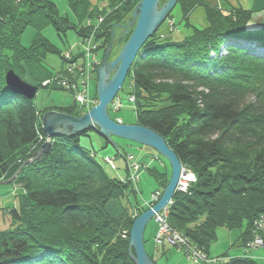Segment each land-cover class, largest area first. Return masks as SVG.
I'll return each mask as SVG.
<instances>
[{"label": "trees", "instance_id": "trees-1", "mask_svg": "<svg viewBox=\"0 0 264 264\" xmlns=\"http://www.w3.org/2000/svg\"><path fill=\"white\" fill-rule=\"evenodd\" d=\"M139 1L67 0L71 19L51 0H0V181L12 178L44 144V113L82 115L74 99L66 107L39 110L34 100L10 91L6 73L13 71L37 91H67L75 98L77 75L84 68L72 65L86 54L105 51L113 29ZM175 7L190 34L173 40L161 35L159 27L138 52L125 81L131 89L128 99L134 98L133 125L161 137L194 178L185 192L175 191L165 210L167 227L184 240L173 253L187 258L195 247L210 259L219 229L239 231L236 244L243 250L255 237L264 240V53L259 52L264 51V0L254 11L221 7L210 0H177ZM197 8L203 9L206 21L201 30L188 23ZM254 13L261 14L262 28L249 32ZM47 27L59 38L71 31L83 43L93 40L94 46L87 53H63L41 35ZM27 28L35 35L23 47L20 40ZM48 55L60 57L70 68L49 70L44 64ZM92 136L100 138L91 129L53 137L50 151L8 184L20 193H13L15 205L4 212L10 225L0 229V264H134L128 256L129 231L148 208L136 200L139 175L131 179L127 158L156 183L159 198L170 167L157 154L144 157L150 164L138 162L115 145L116 154L108 157L111 169L96 150L82 144ZM102 140L107 145L119 139ZM118 156L123 177L109 173L117 171ZM111 201L119 206L117 218L106 210ZM155 224L153 240L158 233ZM147 256L156 264L152 255ZM226 257L227 253L217 258ZM229 262L259 264L249 258Z\"/></svg>", "mask_w": 264, "mask_h": 264}, {"label": "rangeland", "instance_id": "rangeland-1", "mask_svg": "<svg viewBox=\"0 0 264 264\" xmlns=\"http://www.w3.org/2000/svg\"><path fill=\"white\" fill-rule=\"evenodd\" d=\"M55 3L57 6L59 13L63 16H68L72 19L71 12L68 8L67 0H51ZM96 1V0H94ZM168 0H160L159 2V8H161ZM212 3H215L221 7H242L245 10H258L262 4V0H210ZM171 20H167V17L165 21L161 24L159 33L161 35H168L173 40H181L183 37L188 36L191 32V29H187L183 26L182 22V14L179 11L177 7H174L173 10L169 13ZM131 16V15H130ZM130 16L119 26L113 29V36L112 40L116 41L122 36L123 33V27L125 26L130 18ZM261 14L260 13H254L252 16V19L250 23H248L246 30L251 32L252 29L248 30L249 27L258 26L260 23ZM188 23L196 29H204L206 27V21L204 17V12L202 8L195 9L190 17L188 18ZM133 24V25H132ZM174 24V27H173ZM130 25H132L128 31L124 34L121 41H118L116 44H114L111 47L110 54L108 57V62H111L114 60L118 54L120 53L124 43L129 38L132 29L134 27V23L131 22ZM35 35V32L31 28H27L23 35L21 36L20 43L23 47H28ZM41 35L45 37L49 42H51L52 45H54L56 48L60 49L63 53L64 52H71L73 54L75 53H87L89 47L94 46V41L91 40L90 42H82L79 40L71 31H67L65 38H59L57 37L55 31L52 29V27H47L41 31ZM111 39V38H110ZM110 42V41H109ZM98 45V43H97ZM259 51V50H258ZM104 52L102 50H99L98 52L90 53L88 56H84V58H79L75 65H72L73 69H79L80 66L84 68V71L82 73H78L77 79L78 80V89H74V93L77 94L79 91H83L87 96L86 100L88 101V107L89 109H85L86 112H88L92 107H94L97 104V99L93 101L90 99V97L96 96L95 91V73L93 72L95 69L93 67L94 60L98 63L95 67L98 68L100 62L102 61V58L104 56ZM261 53H264V51H259ZM67 54V53H66ZM69 54H67V57ZM92 60V67H90L89 72V65L87 64L89 61ZM44 64L49 70L53 72H58L61 69L67 70L70 68V65L62 62L60 57L56 55H48L45 58ZM70 72V71H68ZM90 73V74H89ZM88 75L90 78H88ZM129 83L128 81H125V83L122 86V90L118 93V97L120 98V101L122 103V106L117 111H109V116L111 118H116L119 120H116L115 122L119 121L121 124L125 125H133L135 122V113L131 107V105L128 103V93L130 91ZM74 95L67 91H49L47 89H39L36 93V96L34 98V103L36 107L39 110L49 108H60L65 107L73 104ZM87 106L85 105V108ZM78 108H80L78 106ZM65 114V113H64ZM124 121V122H121ZM113 138V137H112ZM84 141V140H83ZM83 145H85L89 149H94L97 152V157L103 158V160L106 161L108 157H114L116 154L115 145L118 146L119 152H125L128 155H131L134 157L135 160H138V162H147L150 164V161L146 160L144 161L145 156L154 155L156 156V153L149 148L146 147H140L137 145H134L133 143H125L121 140H115L111 141L107 145L104 144V141L96 136H92L90 139H85L84 142H82ZM159 156V155H158ZM162 161V159H160ZM164 162V161H162ZM116 167L118 168L117 171L109 172L110 175H118L120 177H123L124 175V165L123 160L121 157H117L114 161ZM165 163V162H164ZM164 167H166V164ZM156 163H154L155 165ZM160 166V165H159ZM158 167V166H156ZM166 172H168V168H165ZM137 173L139 175V181L134 186V189L137 190L136 200L139 203H142L143 206L147 207L148 209L151 208L150 205L155 204L153 200L154 195L157 192H154L156 189V183L147 175V172L138 170ZM135 179H138V178ZM11 179V178H10ZM9 180V179H8ZM7 181V180H4ZM13 183V182H12ZM11 184V183H10ZM19 194L20 189L18 187L9 186V185H2L0 186V229H6L10 225V221L5 215V209L8 207H13L15 205V199L14 194ZM15 194V195H16ZM133 195H130L128 197V200H133ZM127 204V198H124L121 201V205L125 206ZM131 205V204H130ZM107 212L112 216L117 218L120 215V210L118 204L114 201L109 202L106 205ZM163 214V211L160 213ZM157 227L155 224V221L152 220L145 229V236L144 238L148 240L146 244L144 243V248L148 255L153 256V260L156 264H190L192 263L188 257L186 258L185 255H182L179 253L178 255L176 253H173V251H176L174 246H170L166 242L157 243L156 239H154L155 231ZM239 236V231H227L225 229H219L217 230V239L215 243L211 246L210 249V259H208L205 256V259L209 262L215 261L214 264H227L229 263V259L233 258H249L252 260L257 261L259 264H264V247L256 248L254 250H243L238 247L236 244V240ZM156 243V244H154ZM160 246V247H159ZM174 247V248H173ZM169 248H172L170 250ZM195 251L202 253L200 250H197L195 247H193ZM178 250V249H177ZM165 253V256H162L161 254ZM227 253L228 257L226 258H220L217 257ZM204 254V253H202ZM217 258V259H216ZM203 264H206L205 262Z\"/></svg>", "mask_w": 264, "mask_h": 264}, {"label": "water", "instance_id": "water-1", "mask_svg": "<svg viewBox=\"0 0 264 264\" xmlns=\"http://www.w3.org/2000/svg\"><path fill=\"white\" fill-rule=\"evenodd\" d=\"M159 2L160 0H140L132 10L127 24L120 26L124 28L122 36L113 41L112 32L102 61L95 70L97 104L79 117L53 110L44 113L41 116L42 130L46 136L44 144L29 160L23 162L11 179L0 181V186L12 183L26 165L38 161L42 155L50 151V140L57 135L72 136L91 129L102 139L111 140L113 137L154 151L168 163L170 177L156 204L138 216L131 225L128 256L134 264H153L144 248V232L154 216L169 206L176 191L182 167L176 156L166 147L161 137L137 125L115 123L108 116V106L122 90L127 73L138 52L165 21L175 7L177 0H168L161 8H159ZM131 22L134 23V27L129 38L124 43L118 56L108 62L111 47L122 40L124 34L133 25H130ZM261 28L262 25L259 23L258 26L249 27L248 30H259ZM5 83L11 92L22 96L26 100L31 101L36 96L37 87L29 85L11 70L5 75Z\"/></svg>", "mask_w": 264, "mask_h": 264}, {"label": "built area", "instance_id": "built-area-1", "mask_svg": "<svg viewBox=\"0 0 264 264\" xmlns=\"http://www.w3.org/2000/svg\"><path fill=\"white\" fill-rule=\"evenodd\" d=\"M76 102L80 105L85 107V105L87 106L86 108L88 109V101L86 100V96L84 95V93H78L76 95L75 98ZM134 102V98L133 97H129L128 99V103L132 104ZM122 103L119 100V98H116L113 100V102L110 104V110L111 111H117L121 108ZM118 124H120L119 121H117ZM106 163L110 166L111 169L114 168L112 160L111 159H106ZM127 165L130 167V169L132 170V175H131V179L133 181H135L136 177H137V173L139 172V166L134 164L132 162V159L129 157L127 158ZM194 180L193 176L187 172L186 170H184L182 168L181 170V175L177 184V188L176 191L179 192H185L188 184L190 182H192ZM159 198V194L156 193L153 197V200L156 202L157 199ZM154 220L155 222L158 224V233L156 236V242L159 244L161 242H166L168 243L171 247L174 245H184V240L181 238L180 235L172 233L169 228L167 227L166 224V213L165 210L163 211V214H157L154 216ZM264 247V240H262L261 238L255 237L252 242L247 245V249L246 250H254L256 248H261ZM188 259L192 262L190 264H203L204 262L206 264H214L215 261L209 262L208 260L205 259L204 254L199 253L197 251L194 250H190V256H188Z\"/></svg>", "mask_w": 264, "mask_h": 264}, {"label": "bare ground", "instance_id": "bare-ground-1", "mask_svg": "<svg viewBox=\"0 0 264 264\" xmlns=\"http://www.w3.org/2000/svg\"><path fill=\"white\" fill-rule=\"evenodd\" d=\"M86 56H88V54H86ZM87 64L89 65V67H92V60L91 62L89 61Z\"/></svg>", "mask_w": 264, "mask_h": 264}, {"label": "crops", "instance_id": "crops-1", "mask_svg": "<svg viewBox=\"0 0 264 264\" xmlns=\"http://www.w3.org/2000/svg\"><path fill=\"white\" fill-rule=\"evenodd\" d=\"M88 97H89L90 99H92V100H93V97H90V96H88ZM65 107H66V106H65ZM60 108H62V107H60ZM121 122H124V121H122V120H121Z\"/></svg>", "mask_w": 264, "mask_h": 264}]
</instances>
